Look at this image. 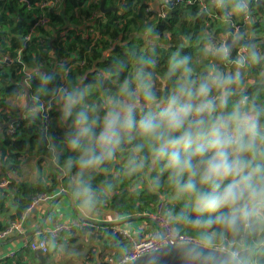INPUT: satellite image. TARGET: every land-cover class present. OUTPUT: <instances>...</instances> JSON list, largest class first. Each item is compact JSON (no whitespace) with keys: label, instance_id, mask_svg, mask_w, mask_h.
Segmentation results:
<instances>
[{"label":"clouds","instance_id":"1","mask_svg":"<svg viewBox=\"0 0 264 264\" xmlns=\"http://www.w3.org/2000/svg\"><path fill=\"white\" fill-rule=\"evenodd\" d=\"M212 7L227 24L248 16L250 0H213ZM229 52L220 45L213 55L235 65L230 70L212 61L198 71L176 48L162 69L142 54L131 57L130 67L117 60L93 84L51 89L52 77L39 72L41 92L64 129L59 141L48 137L49 150L71 178L69 199L82 215L98 210L112 184L101 186L95 177L119 158L136 187L169 202L163 215L171 225L192 230L197 243L183 249L186 264H218L211 249L229 240L237 244L232 264H256L249 240L264 231V82L247 91L244 69L264 62V52L252 43L233 60ZM113 73L115 88L104 83ZM20 100L28 105L25 95Z\"/></svg>","mask_w":264,"mask_h":264},{"label":"trees","instance_id":"2","mask_svg":"<svg viewBox=\"0 0 264 264\" xmlns=\"http://www.w3.org/2000/svg\"><path fill=\"white\" fill-rule=\"evenodd\" d=\"M0 2V9L4 8L7 11H0V52L7 55L11 59V63H3L0 65V146H3L1 150L2 154L6 153L7 163H18L19 157L24 151L33 152L39 156V162H44L46 159L51 158L52 155L49 150L48 137H52L54 140L59 141L63 136L62 127L49 126L50 119L46 123L45 127L41 124L39 118V112L29 114L22 119V126L16 131L14 136L6 135V117L2 112L5 108L6 102L13 96H15L18 90L23 89V72L22 65L17 61L18 56L14 49L18 46V42L21 39V34L25 33L30 22L35 18L39 12L37 8L32 10H26L23 6H19L16 0H3ZM115 1L119 3L116 5ZM133 1L139 3V0H97L93 3L92 0H63V3L59 10L51 14L50 22L42 29L39 30L38 39H43L39 42L33 38L31 45L20 54V59L25 66L24 70L28 71L31 75L29 77V88L25 92L33 97L39 96V98H49L50 96L41 92L42 81L39 78V74L34 75V71L43 72L52 77L47 83L49 89L65 84L68 81L76 82L74 80L73 73L68 71L69 69H85V75L82 78L83 83L93 84L98 74L105 69L112 68L117 60H125L131 66V57L139 56L142 54L153 55L157 62V68L162 69L165 65L170 52L176 48H181L185 53H188L192 59L198 71H203L207 63L215 61L220 64L221 67L227 70L232 69L235 65L228 63L227 61H220L213 55L215 47L221 45V37L225 33L224 26L220 20L211 23L209 27H204L203 19L205 13L199 11L196 6L181 8L176 6L170 9L166 15V18H160L154 12L147 11L150 8L147 4L134 5ZM141 1V0H140ZM13 10L18 16H11ZM102 5L103 9L114 8L113 10L102 13L100 9ZM96 12L95 17L89 19L92 12ZM251 20L246 34L247 38L252 36L264 35V6H261L259 10L256 9L255 1L250 0ZM217 15H220L219 9L216 11ZM82 15H84L82 17ZM237 18V17H234ZM110 23H114L115 29L110 30L111 38L106 40L102 31L103 28L109 29ZM94 30H99L103 36V43L100 41L94 47L89 44L88 40L82 39V35L88 26L94 25ZM74 30L70 33L71 36L76 37L80 46L77 45V49L73 52H67L66 48L59 44L61 39L60 32L66 28ZM80 33V34H78ZM65 35V34H64ZM67 36V35H65ZM124 36V41L121 37ZM69 40V39H68ZM134 40H137V45L134 44ZM124 42V43H123ZM211 43L213 45L207 48ZM74 44V43H72ZM255 46L262 52H264V38H259L253 42ZM75 45V46H76ZM72 46V45H71ZM92 47V48H91ZM207 49V51H205ZM64 57H70L72 60L61 61ZM237 57L236 53L232 59ZM81 59L85 61L83 67L76 66L70 67L75 60ZM264 62L254 64L253 69L245 68L250 71L245 72L250 79L246 85V89L249 92L255 91L262 86L264 82ZM15 74L18 76L16 77ZM126 73H121V77ZM81 80V79H80ZM78 82V81H77ZM105 85H110L115 88L118 85L116 75L113 73L107 80L104 81ZM13 114V113H11ZM58 116V113H56ZM12 116V115H11ZM49 124V125H48ZM69 153H65L61 156V162L64 157ZM57 162V161H56ZM58 163V162H57ZM12 165H10L11 168ZM9 179L10 182L5 187H0V196L11 193V198L17 208L13 215L12 220L20 219L22 213L29 207L31 200L36 195L50 194L55 190L56 180L53 178L51 186H45L41 180H37L33 183L27 182H15L8 178L5 174L0 175V179ZM132 178V177H131ZM130 178V180H131ZM70 177L66 176L61 180L62 190L69 193ZM126 177L122 183L118 185L112 183L113 195L110 198L109 208L119 214L127 215V217L138 214H147L154 210L156 203L161 198L156 193H151L146 187L143 191L145 197L149 196L155 200L151 206L145 208V205H135V201H143V195H137V190L141 188L133 189L131 182ZM97 184L105 183L103 176L97 174L95 177ZM129 187V188H127ZM167 190V189H164ZM166 207L169 206V202L164 200ZM1 206V205H0ZM179 208V204H177ZM3 207H0L2 212ZM90 225V226H89ZM89 227H81L78 230L79 234H85L93 241L99 242L103 239V225L91 224ZM7 225L2 226L0 224V231H2ZM110 226V225H109ZM108 226V227H109ZM77 227H80L77 226ZM175 227V226H174ZM76 227H72L71 230L75 231ZM177 230L182 231L190 236H193L191 229L181 230L175 227ZM107 236L113 243L122 239L118 233L108 231ZM264 241V231L258 230L250 238L249 243L254 244L257 249V261L256 264H264V246L261 245V241ZM123 245V243H122ZM226 246L231 250L237 247L236 243L231 240L226 242H220L217 246ZM116 248H120L116 245ZM92 252H89L85 256V260L92 261ZM108 256V255H107ZM110 256H117L116 253L110 254ZM103 257V256H102ZM13 257L0 259V264H21L20 261ZM106 258V257H104ZM102 259V258H101ZM99 264H107L104 259Z\"/></svg>","mask_w":264,"mask_h":264},{"label":"crops","instance_id":"3","mask_svg":"<svg viewBox=\"0 0 264 264\" xmlns=\"http://www.w3.org/2000/svg\"><path fill=\"white\" fill-rule=\"evenodd\" d=\"M164 1L165 0H139L137 5L143 2L153 10H157ZM0 2L4 1L0 0ZM0 11L6 12L7 10L2 8ZM11 12L14 13L13 10ZM11 16H15V14ZM16 18H18L17 15ZM68 41H70V39ZM22 94L25 95L28 100L26 92L13 96L6 102L2 112L7 111V113L15 118L28 116V105L24 106L22 102L18 105ZM20 121L22 122V119ZM2 149L3 146H0V175L5 174L15 182L33 183L37 180H41L45 186H51L54 178L56 180V186L55 190L48 194L45 200L32 207H28L22 213L21 218L17 220H12L10 218L11 215L14 214L17 205L14 204L9 190H7V194L0 196V207H3L2 212H0V224L5 226L12 222L20 223L19 227L13 230L11 234L5 238H0V259L8 258L9 254L13 252L14 255L12 257L20 261L21 264H35L36 259L33 257V251L27 249L25 243L36 231L48 230L54 223H69L76 228L75 231L71 230L63 234L61 249H52V251L45 256L46 264H99L102 259L105 260L104 257L107 255L116 253V255L119 256L123 253L125 248V244L122 245L123 242L121 243L120 240L115 241V243L111 241L107 236L109 230L115 232L116 228L123 227L132 231L137 239H143L156 229L154 221L151 218L144 217V215H146L144 213H134L127 217V215L112 211L108 205H110V198L114 193L113 186L104 194L102 203L96 212L89 215H82L70 201L69 193L66 192L67 196L61 195L65 192L61 187V180L68 175L62 173L59 164L53 157L41 163L39 162L38 155L33 152L24 151L19 157L18 163L9 164L7 163L6 153L2 154L1 152ZM10 165H12L11 168ZM115 165H121L123 167V164L120 163L118 158L116 162L108 166L107 171L99 173L103 176L104 182H111V184L115 182V184L118 185L121 180H125L126 176L123 175L122 170L119 172L115 170ZM128 180H130V178ZM134 180H136L135 177H132L131 182ZM99 185L103 186L101 183H99ZM132 186L133 189L139 188L135 185ZM136 194L141 195V190H137ZM134 204L140 207L143 206V202L139 200H136ZM176 207L178 208L177 205ZM89 223L93 225L95 223L103 225V239L101 241H93L88 238L87 235L78 233L81 227H89ZM79 225L80 227H77ZM117 244L120 247L118 249L116 248ZM92 251V261H84L85 256Z\"/></svg>","mask_w":264,"mask_h":264},{"label":"built area","instance_id":"4","mask_svg":"<svg viewBox=\"0 0 264 264\" xmlns=\"http://www.w3.org/2000/svg\"><path fill=\"white\" fill-rule=\"evenodd\" d=\"M19 6H23L26 10H32L33 8L38 9V13L35 18L30 22V26L28 30L21 34V39L18 42V46L14 49L16 52L18 59L17 61L22 65L23 71V89L18 90L16 95L24 93L27 88H29V77L30 73L24 70L23 62L20 59V54L25 51L32 43L33 38L37 39L39 42H42L43 39H38V32L40 29L44 28L49 22L51 18V14L55 11L59 10L61 7L63 0H16ZM255 1V0H254ZM93 3H96L97 0H92ZM213 0H165L157 10H153L151 7L146 9L147 11L154 12L160 18H166L168 11L176 6H180L181 8L188 9L189 7L196 6L199 11H203L205 13V17L203 19L204 27H209L211 23L220 20L225 29L224 35L221 37V45H225V40L228 36L240 37L243 39L247 38L249 32L247 31L250 20H251V11L249 8V14L246 17H232L230 23H225L220 15L216 14L217 9L212 7ZM96 12H92V15L89 19L95 17ZM94 25L88 26L85 30V33L82 35V39L88 40L89 44L94 47L97 43L101 41L102 38L93 41L92 37L94 34L100 33L99 30H94ZM243 33L245 35L243 36ZM101 34V33H100ZM63 36V35H61ZM247 46L239 45L235 48V53L237 56L241 55L245 52ZM72 60L70 57H64L61 61ZM11 63V59L0 52V65L3 63ZM83 67L85 65V61L81 59L75 60L72 67L76 66ZM37 71H34V75H38ZM15 95V96H16ZM28 114H34L39 112V118L41 124L45 127L46 123L50 119L51 112V97L49 98H40V101L45 105L43 108H40L36 101L35 97L28 94ZM3 114L6 117V135L14 136L19 127L22 126V122L20 121L23 118H15L12 117L7 111H3ZM10 182L9 179H0V187H5ZM48 194H40L33 197L30 202L29 207H32L39 202L45 200ZM166 208V203L163 199L159 200L154 210L150 213H145L151 218L156 224V229L150 232L147 237L143 239H137L135 234L132 231H129L126 228L118 227L115 229V232L119 234L122 239L123 244H125V248L122 254L119 256H106L105 261L107 264H127L131 261H134L141 255L154 251L167 243H197V241L190 235L177 230L173 225H171L163 215V209ZM19 222H12L8 224L2 231H0V238H5L9 234L12 233L13 230L19 227ZM73 225L69 223H54V225L48 230H38L35 234L25 243V247L27 249L34 251L40 250L45 256L49 254L52 249H61L62 247V236L64 233L71 231ZM261 245L264 246V241H261ZM215 248L221 249L223 251L229 252L231 254V249L226 246H216ZM14 253H10L9 257H12Z\"/></svg>","mask_w":264,"mask_h":264},{"label":"water","instance_id":"5","mask_svg":"<svg viewBox=\"0 0 264 264\" xmlns=\"http://www.w3.org/2000/svg\"><path fill=\"white\" fill-rule=\"evenodd\" d=\"M256 9L259 10L261 6H264V0H255ZM102 13L113 10L114 8L103 9L100 5ZM259 38H264L262 36H255L249 39H243L238 36L231 37L228 36L225 40V45L230 49L229 59H232L235 56V48L239 45L248 46L250 43L253 44ZM61 195H66V192H63ZM144 217L149 218L148 215ZM195 243H167L166 245L141 255L134 261H131L127 264H186V261L183 256V249L185 247L192 246ZM213 254L217 257L218 264H232V257L229 252L223 251L218 248L211 249ZM33 257L36 259L35 264H46L45 255L40 250L33 251Z\"/></svg>","mask_w":264,"mask_h":264},{"label":"rangeland","instance_id":"6","mask_svg":"<svg viewBox=\"0 0 264 264\" xmlns=\"http://www.w3.org/2000/svg\"><path fill=\"white\" fill-rule=\"evenodd\" d=\"M115 3H116V5H119V3L117 2V1H115ZM133 3H134V5H137V2H135V1H133ZM13 3L11 4V9L13 10ZM16 10V9H15ZM15 10H13V11H15ZM10 14L11 15H16V13L14 12V13H12V12H10ZM84 15H82V17H83ZM110 25V28L109 29H106V28H103V31H102V33H103V35L105 36V38H106V36H107V38H106V40H108V39H110L111 38V34L112 33H110V30H112V29H115V27L116 26H114V23H110L109 24ZM72 30H74V29H72ZM72 30L68 27V28H66L65 30H62L61 32H60V34L59 35H63L62 37H61V39H62V41H60L59 42V44H61V46H63V47H65L66 48V50H67V52H73V51H75L76 49H77V45L76 44H78V46H80V44H79V42H78V40H77V38L75 37L74 38V36H71V37H73V38H70V33L72 32ZM74 32H75V34H76V31L74 30ZM67 35V36H65V35ZM78 34H80V33H78ZM245 35V33H243V36ZM250 35V34H249ZM261 36V35H260ZM100 38H102V35L100 34V33H97V34H94V36L92 37V40L93 41H96V40H98V39H100ZM68 39H70V41H68ZM121 39H122V41H124L125 39H124V36L123 37H121ZM124 39V40H123ZM103 40L104 39H101V42L103 43ZM126 41V40H125ZM72 43H74V44H72ZM124 43V42H123ZM134 44L135 45H137V40H134ZM72 45V46H71ZM76 45V46H75ZM213 45V43H211L209 46H207V48H210L211 46ZM92 48V47H91ZM253 65L254 64H250V65H248L246 68H251V69H253ZM224 67V66H223ZM262 67H264V65L262 66ZM67 70L68 71H71L72 73H73V76H74V80H77V81H80V79L82 80V78L84 77V75H85V69H78V68H76V69H69V68H67ZM225 70H227L226 68H225ZM249 72L250 73V71L248 70V69H244V72ZM21 73L23 72V71H20ZM15 76L17 77L18 75L17 74H15ZM250 77V75L248 76L246 73H245V76H244V84H245V86L248 84V81H249V78ZM76 81V82H77ZM250 82V81H249ZM21 103V100H20V102L18 103V105ZM56 113H57V110H56V108H55V105L54 104H51V121L49 122V126H54V127H58V126H61L60 125V123H59V121H58V116L56 115ZM62 127V126H61ZM62 131H64V129H63V127H62ZM110 167H112V166H110ZM122 166L121 165H115V170H117L118 172L119 171H121L122 170ZM132 179V178H131ZM124 180H121V182L120 183H122ZM130 182H131V180H130ZM136 183H137V181L136 180H134V181H132L131 182V184L132 185H136ZM132 185H131V187H132ZM139 188H141L142 189V191L144 190V189H146V187H139ZM144 188V189H143ZM150 191V190H149ZM145 192L143 191V192H141V194H144ZM151 193H153L152 191H151ZM154 194V193H153ZM144 197H145V194L143 195V204L145 205V208H147V207H149V206H151L153 203L152 202H155V200H153V198L151 199V197H149V196H146V198L144 199ZM152 203V204H151ZM178 228V227H177ZM178 229H180V228H178Z\"/></svg>","mask_w":264,"mask_h":264}]
</instances>
